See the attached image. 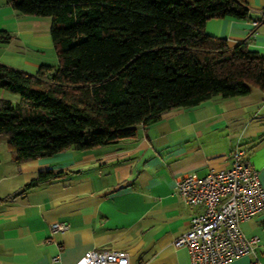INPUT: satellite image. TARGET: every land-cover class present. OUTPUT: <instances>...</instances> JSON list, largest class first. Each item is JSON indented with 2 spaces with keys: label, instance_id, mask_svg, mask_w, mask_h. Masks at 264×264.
<instances>
[{
  "label": "crops",
  "instance_id": "0c3cea01",
  "mask_svg": "<svg viewBox=\"0 0 264 264\" xmlns=\"http://www.w3.org/2000/svg\"><path fill=\"white\" fill-rule=\"evenodd\" d=\"M246 1L252 17L210 18L205 31L230 45L251 36L249 47L264 55V25L253 24L264 12V0ZM51 25L50 16L25 15L0 0V30L13 36L0 43V62L29 73L44 63L57 64ZM1 99L17 102L20 95L0 88ZM238 143L264 186L260 87L170 109L115 142L20 163L12 158L8 136L0 134V264H77L95 248L125 249L131 264H191L188 248L174 241L201 207L180 198L178 179L228 168ZM47 169L65 174L25 188ZM54 222L64 223L65 229L52 231ZM241 229L260 238L257 257L242 255L229 264H264V211L242 221Z\"/></svg>",
  "mask_w": 264,
  "mask_h": 264
},
{
  "label": "trees",
  "instance_id": "16d2710c",
  "mask_svg": "<svg viewBox=\"0 0 264 264\" xmlns=\"http://www.w3.org/2000/svg\"><path fill=\"white\" fill-rule=\"evenodd\" d=\"M50 16L57 64L29 73L0 62V134L14 161L85 150L136 133L164 112L264 89V55L249 39L230 45L208 19L252 17L246 0H6ZM255 20L264 25V12ZM0 30V43L12 39ZM42 170L25 188L61 177Z\"/></svg>",
  "mask_w": 264,
  "mask_h": 264
},
{
  "label": "built area",
  "instance_id": "2783aa9c",
  "mask_svg": "<svg viewBox=\"0 0 264 264\" xmlns=\"http://www.w3.org/2000/svg\"><path fill=\"white\" fill-rule=\"evenodd\" d=\"M253 24L258 21L253 20ZM177 193L185 203L201 207L191 217L189 228L174 241L175 246L188 248L191 264H229L247 254L257 257L260 238L245 235L241 222L264 211V186L242 145L233 148L228 168L181 176ZM65 227L62 222H54L51 230ZM77 264H131V260L125 249L95 248L81 256Z\"/></svg>",
  "mask_w": 264,
  "mask_h": 264
},
{
  "label": "rangeland",
  "instance_id": "374dc122",
  "mask_svg": "<svg viewBox=\"0 0 264 264\" xmlns=\"http://www.w3.org/2000/svg\"><path fill=\"white\" fill-rule=\"evenodd\" d=\"M1 135L6 136L5 134H1Z\"/></svg>",
  "mask_w": 264,
  "mask_h": 264
}]
</instances>
